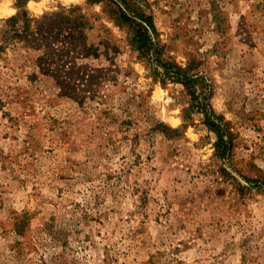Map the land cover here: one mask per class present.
<instances>
[{
  "label": "rangeland",
  "instance_id": "1",
  "mask_svg": "<svg viewBox=\"0 0 264 264\" xmlns=\"http://www.w3.org/2000/svg\"><path fill=\"white\" fill-rule=\"evenodd\" d=\"M129 1L164 58L194 63L232 151L113 6L32 0L34 17L80 5L96 28L85 54L63 48L66 26L47 62L22 41L0 58V264H264V0ZM17 12L0 0V29Z\"/></svg>",
  "mask_w": 264,
  "mask_h": 264
},
{
  "label": "trees",
  "instance_id": "2",
  "mask_svg": "<svg viewBox=\"0 0 264 264\" xmlns=\"http://www.w3.org/2000/svg\"><path fill=\"white\" fill-rule=\"evenodd\" d=\"M32 0H15V6L18 12L3 20L0 29V58L10 45L17 42H25L29 47L44 49V57L40 59L48 60L51 54L56 51L60 38L63 36V30L67 26L69 32L65 36L64 49L79 47L81 51H88V31L96 28L92 17L83 12L80 5L60 6L59 10L48 12L42 19L30 15L26 9L28 3ZM124 7L119 0H87L89 5L104 4L110 6L112 10V21L114 26L121 28L129 27L133 30V36L129 40L133 49L139 51L140 56L149 60L156 61L158 67H155L154 74L159 67L164 69L162 78L165 82L173 81L182 83L192 98L193 103H197V110L205 115V124L214 131L218 140L216 147L222 156H226L232 151V140L227 127L225 118L218 114L211 106V93L205 90L198 93L197 84L202 76L194 73V63H189L186 67L178 64L174 60L166 59L163 56V48L160 45L159 34L154 23L152 15H148L143 7L134 6L129 0H122ZM139 17L143 21H139ZM103 17L96 14V19ZM102 32L100 33V43L107 41L106 34H113V29L105 23H101ZM78 37L76 38V36ZM69 39V41H67ZM157 68V69H156ZM163 127L166 124L162 123Z\"/></svg>",
  "mask_w": 264,
  "mask_h": 264
}]
</instances>
